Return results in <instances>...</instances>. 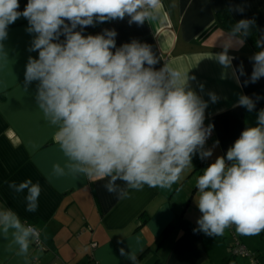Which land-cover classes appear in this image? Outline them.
<instances>
[{"label":"clouds","instance_id":"clouds-1","mask_svg":"<svg viewBox=\"0 0 264 264\" xmlns=\"http://www.w3.org/2000/svg\"><path fill=\"white\" fill-rule=\"evenodd\" d=\"M19 7V0H0V42L17 19L27 20L26 31L34 35L29 51L38 52V58H28L25 86L37 82L35 104L56 129L65 158L63 166L54 165L56 174L106 180L107 192L127 199L130 190L145 186L171 188L192 166L194 155L202 160L212 156L205 144L214 125L205 126L208 102L190 87L195 79L190 70L167 62L157 69L160 58L150 45L132 40L117 47L114 29L83 34L88 26L126 17L130 25L158 21L162 0H27L23 11ZM229 11L243 13L244 8ZM254 26V19L236 21L227 30L224 50L207 58L230 69L228 49L243 46ZM255 46L259 51L250 57L253 70L245 85L264 77V33ZM239 73L244 74L242 65ZM208 95L213 103L219 99L213 92ZM234 106L252 112L256 102L240 94ZM256 121L197 177L194 202L201 215L194 232L217 237L233 226L243 236L264 232V109ZM8 187L26 193V211L37 210L39 182L13 181ZM9 234L20 256L39 238L32 225L0 205V236L8 239ZM120 254L138 264L135 253L121 248Z\"/></svg>","mask_w":264,"mask_h":264},{"label":"crops","instance_id":"crops-1","mask_svg":"<svg viewBox=\"0 0 264 264\" xmlns=\"http://www.w3.org/2000/svg\"><path fill=\"white\" fill-rule=\"evenodd\" d=\"M26 4L27 0H19V10L23 11ZM237 6L244 8L243 13L230 11L231 15L235 21L254 16L258 38L264 33V0H162L160 18L151 24L130 25L126 17L83 29L84 35L114 29L117 47L132 40L150 45L160 58L157 69L167 62L190 70L189 76L195 77L190 87L208 102L205 126L214 125L205 144L212 149L211 157L202 160L199 154L194 155L192 166L171 188L145 186L141 191L130 190L127 199L107 192L103 186L106 180L56 174L54 165L65 163L55 140L56 129L35 104L37 82L25 86L28 58H38V52L29 51L34 35L26 31L28 22L23 17L8 27L7 39L0 42V205L32 225L41 244L35 246L33 240L27 255L20 256L16 247L10 246V234L8 239L0 236V264H130L121 256V248L135 253L138 264H154L155 260L161 264H250L245 257L230 255L233 242L226 230L217 237L194 232L199 215L191 211L196 208L192 199L198 196L197 177L218 156L226 154L246 127L256 125L257 113L264 109V77L244 84L253 70L250 57L254 54L246 42L228 49L233 57L228 70L207 58L222 52L228 39L227 31L219 27L207 31L215 22L216 12ZM241 65L243 75L239 73ZM210 92L219 97L217 102H211ZM240 94L256 102L254 111L234 106ZM27 179L41 186L35 212L25 210L26 193L8 187L9 182L19 184ZM181 219L189 224L182 226ZM170 225L174 228L163 239ZM229 229L252 251L247 236L236 234L234 227ZM260 245L259 241L256 249L262 252ZM258 261L264 264V260Z\"/></svg>","mask_w":264,"mask_h":264},{"label":"trees","instance_id":"trees-1","mask_svg":"<svg viewBox=\"0 0 264 264\" xmlns=\"http://www.w3.org/2000/svg\"><path fill=\"white\" fill-rule=\"evenodd\" d=\"M247 19H254V16H250ZM236 21L231 15L230 11L226 7L220 8L216 12V18L214 24H212L210 27H208L207 31L212 29L214 26L219 27L225 31H227L232 24H234ZM205 31V33L207 32ZM252 36H249L246 38L245 42L252 48V50L255 52L259 51V49L256 48L255 46V40L257 39V29H256V24L251 30ZM204 34V33H203ZM180 224L184 227H186L189 223H187L186 220L181 219ZM191 226V224H190ZM174 228V225H170L167 227L163 233V239L167 236L168 232ZM239 237V235H237ZM232 247V244L229 246V248ZM154 264H161L160 261L155 260Z\"/></svg>","mask_w":264,"mask_h":264},{"label":"rangeland","instance_id":"rangeland-1","mask_svg":"<svg viewBox=\"0 0 264 264\" xmlns=\"http://www.w3.org/2000/svg\"><path fill=\"white\" fill-rule=\"evenodd\" d=\"M196 192H198L197 189H196ZM194 199L195 198L192 199V203H195ZM194 208L195 207H193V210H191V211L193 213H196V216H198V215L200 216L201 213L199 212L198 208L197 207L195 209ZM199 216H198V218H199ZM226 231L228 233V237L230 238L231 243L234 242V237L230 233V229L228 228V229H226ZM247 239H248V244H249L248 247L252 248V251H250V249H249V252H250L251 255L249 257H245V258H247L249 260L250 264H258V262H259L258 259L259 258L264 260V256H262V255H264V234H262V235L259 234V235H256V236H247ZM259 241L262 243V245H260V248L262 249V252L259 251V249L258 250L256 249V246L258 245ZM229 253H230V255H232L231 252H229ZM255 255H260V256L258 258ZM233 257H235V258L236 257H241L242 258L243 256H239V255L235 256V255H233Z\"/></svg>","mask_w":264,"mask_h":264},{"label":"built area","instance_id":"built-area-1","mask_svg":"<svg viewBox=\"0 0 264 264\" xmlns=\"http://www.w3.org/2000/svg\"><path fill=\"white\" fill-rule=\"evenodd\" d=\"M211 135H212V133H211ZM211 135L209 136L207 141L210 139ZM233 227H231L232 230H233ZM34 244H35V246H39L41 244L40 239L38 238V239L34 240ZM94 245L95 244L92 243V246H94ZM230 251H231V254L235 255V256L239 255V256H243V257H246V256L249 257L251 255L249 250L235 236H234V242L232 244V247L230 248Z\"/></svg>","mask_w":264,"mask_h":264}]
</instances>
